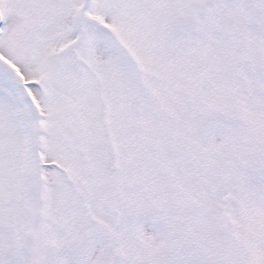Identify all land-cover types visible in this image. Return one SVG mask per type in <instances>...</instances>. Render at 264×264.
I'll return each instance as SVG.
<instances>
[{"label":"snow or ice","instance_id":"6c2138e0","mask_svg":"<svg viewBox=\"0 0 264 264\" xmlns=\"http://www.w3.org/2000/svg\"><path fill=\"white\" fill-rule=\"evenodd\" d=\"M0 264H264V0H0Z\"/></svg>","mask_w":264,"mask_h":264}]
</instances>
